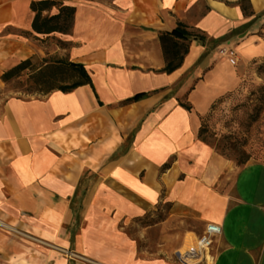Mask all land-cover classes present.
<instances>
[{
    "label": "crops",
    "instance_id": "0c3cea01",
    "mask_svg": "<svg viewBox=\"0 0 264 264\" xmlns=\"http://www.w3.org/2000/svg\"><path fill=\"white\" fill-rule=\"evenodd\" d=\"M31 1L0 0V75L68 53L93 88L0 97V264H180L140 255L119 226L159 202L170 217L221 226L210 264H264V162L231 164L198 136L200 117L242 81L223 49L247 29L242 57L264 56V0H250L249 17L236 0H62L76 8L72 31L49 36L71 42L67 52L40 44ZM178 21L232 37L207 53L192 40L182 65L160 72L159 33ZM72 246L89 259L71 258Z\"/></svg>",
    "mask_w": 264,
    "mask_h": 264
},
{
    "label": "rangeland",
    "instance_id": "374dc122",
    "mask_svg": "<svg viewBox=\"0 0 264 264\" xmlns=\"http://www.w3.org/2000/svg\"><path fill=\"white\" fill-rule=\"evenodd\" d=\"M247 31L242 30L240 34H245L233 39V42L239 40L238 42L245 43L232 48L227 42L225 44L229 45L228 49H223L228 59L231 62L234 60L235 66L239 67L242 81L238 87L226 92L211 105L202 115L199 127L200 138L234 165L248 160L264 162V72L258 68L264 63V56L242 57L243 51L248 47L245 41ZM256 33L264 37V25ZM56 39L49 38L40 44L48 50ZM39 59L40 57L33 58L34 62ZM26 78L23 74L9 83H0V97H41L36 93H27L31 83ZM86 176L92 177L87 174ZM82 198L80 195L73 204L76 209ZM169 209L170 203L159 202L144 216L134 220H122L119 226L134 239L140 255L186 264L179 250L186 238L200 236L204 227L190 218L170 217ZM68 253L71 258L84 261L89 259L87 251L77 250L74 246ZM192 264H203V261Z\"/></svg>",
    "mask_w": 264,
    "mask_h": 264
},
{
    "label": "trees",
    "instance_id": "16d2710c",
    "mask_svg": "<svg viewBox=\"0 0 264 264\" xmlns=\"http://www.w3.org/2000/svg\"><path fill=\"white\" fill-rule=\"evenodd\" d=\"M236 4L240 7L243 16L249 17L254 14L250 0H236ZM53 8L57 9L56 13H51ZM30 9L34 12L33 31L46 35L45 38L40 39L41 42H45L49 38L54 39V36H49L53 32L68 34L72 31L76 12L74 6L64 4L62 0H33L30 2ZM263 14L264 12H261L256 17H261ZM231 37L232 34H226L219 38H210L204 31L189 27L184 22L178 21L174 28L159 33L164 56V66L159 71L169 74L178 69L188 53L192 40H199L206 44L205 52L207 53L226 40L231 39ZM54 42L60 49L65 50L72 45L71 42L61 39H56ZM258 68L264 72V63ZM23 74L27 76L26 81L31 83L27 92L29 94L36 93L44 96L53 90L67 93L81 85H89L93 88L92 78L85 65L82 62L71 60L68 53L61 56L57 54L47 55L40 58L38 62H34L32 58H26L4 70L0 75V79L4 83H9L12 79L19 78ZM151 92L153 91L137 93L120 103L126 104L135 101ZM180 104L188 110L191 108L187 103L181 102ZM201 118L202 116L200 121ZM198 136L200 138L201 128H199ZM201 140L205 142L203 139ZM167 167L168 164L166 163L163 169ZM86 189L87 187L82 191V196L85 194Z\"/></svg>",
    "mask_w": 264,
    "mask_h": 264
},
{
    "label": "built area",
    "instance_id": "2783aa9c",
    "mask_svg": "<svg viewBox=\"0 0 264 264\" xmlns=\"http://www.w3.org/2000/svg\"><path fill=\"white\" fill-rule=\"evenodd\" d=\"M221 233V226L215 223H208L205 225L203 233L196 237L195 246L202 250V253L209 254V251L219 234ZM203 260V257L201 258ZM200 260V261H201ZM183 261L187 263L185 259Z\"/></svg>",
    "mask_w": 264,
    "mask_h": 264
},
{
    "label": "bare ground",
    "instance_id": "6f19581e",
    "mask_svg": "<svg viewBox=\"0 0 264 264\" xmlns=\"http://www.w3.org/2000/svg\"><path fill=\"white\" fill-rule=\"evenodd\" d=\"M87 210H89V207ZM195 242V237L186 238L184 245L179 250L183 259H185L188 264H192L200 261L203 257L205 258L204 264H210L211 257L207 253H202V250L195 246Z\"/></svg>",
    "mask_w": 264,
    "mask_h": 264
},
{
    "label": "water",
    "instance_id": "95a60500",
    "mask_svg": "<svg viewBox=\"0 0 264 264\" xmlns=\"http://www.w3.org/2000/svg\"><path fill=\"white\" fill-rule=\"evenodd\" d=\"M241 35H244V34H241Z\"/></svg>",
    "mask_w": 264,
    "mask_h": 264
}]
</instances>
